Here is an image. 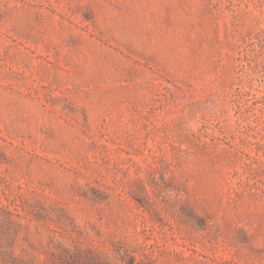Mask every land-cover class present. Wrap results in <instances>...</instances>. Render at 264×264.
<instances>
[{"label":"rangeland","instance_id":"obj_1","mask_svg":"<svg viewBox=\"0 0 264 264\" xmlns=\"http://www.w3.org/2000/svg\"><path fill=\"white\" fill-rule=\"evenodd\" d=\"M0 264H264V0H0Z\"/></svg>","mask_w":264,"mask_h":264},{"label":"trees","instance_id":"obj_2","mask_svg":"<svg viewBox=\"0 0 264 264\" xmlns=\"http://www.w3.org/2000/svg\"><path fill=\"white\" fill-rule=\"evenodd\" d=\"M2 212H5V215H10L9 211H4L2 205H0V249L2 248ZM1 251V250H0ZM131 264V263H129Z\"/></svg>","mask_w":264,"mask_h":264}]
</instances>
